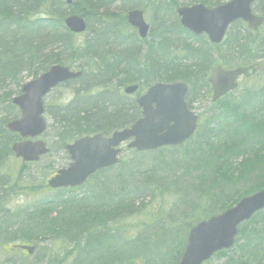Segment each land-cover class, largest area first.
I'll return each instance as SVG.
<instances>
[{"label": "trees", "instance_id": "trees-1", "mask_svg": "<svg viewBox=\"0 0 264 264\" xmlns=\"http://www.w3.org/2000/svg\"><path fill=\"white\" fill-rule=\"evenodd\" d=\"M102 1L106 2L105 0ZM139 1L143 2V0ZM195 1L196 0L187 1L184 4H193ZM29 2L35 3L36 1L24 0L16 3L12 0H0V86L8 83L10 85H17L23 74L35 78L48 66L55 64L64 65L67 63L66 60H73L75 56L79 55L85 49L89 50L98 47L97 42H93L91 47L86 48L84 44H81L79 41L71 40L68 37V33L64 29L62 21L65 17V10L61 8V4L59 5L58 0L46 1L44 9L47 12H44L45 15H43V17L51 19V23L43 25L25 19L22 9L26 7ZM75 2L77 1L75 0ZM99 2L81 0V2L78 3L80 5L79 7L85 11L83 12L86 20H91L86 16V12L95 8L97 9L98 4L96 3ZM132 3L133 0L130 1V4ZM260 3L263 4L262 9H259ZM2 4L6 7L2 6ZM78 4H76L77 7ZM160 10V7H154L155 12ZM254 10L264 17V0H258ZM171 13L173 12H168L167 14L169 15ZM164 16L165 13L161 12L151 14L150 18L152 26L158 24L162 27L163 31H166V36L169 38L168 45L165 44V46L164 43H146L145 45L144 42L137 39H133L131 42L135 47V56L141 51H146L145 61L143 63H137L134 56L125 59L126 55L121 51L111 54L101 60L99 63L100 70L102 65H104V67L107 65L109 68L117 64L124 70L133 71L132 75L128 73L123 75V77L128 78L126 81H117L119 75L123 74L121 73L122 71H120L117 76H112L113 82L117 81V84L112 87L113 90L120 92L121 87L124 85H137L139 90H144L154 82L182 81L190 83L192 85L191 88L199 86L197 92L189 95L192 98L193 96H197L198 92H209L206 84V76L208 75L207 71L211 68V66H209L211 63H209V67L206 70L205 66H207L209 61L207 60V55L204 50L200 48H190L187 50V53L191 57V60H187L188 62L177 66H173V63L177 64L176 61L167 64L162 60L163 54L177 41L176 35L180 32L177 23H173L170 27L167 18L165 20L161 18ZM31 23L32 26L30 27L29 24ZM89 25L93 27L92 22H90ZM242 25L243 24L239 22L234 23L229 32L230 34L226 35V39H228V42L238 46L237 48L245 46L247 43L257 44L258 47L254 49L251 54L253 53L254 56L259 53L260 59H262V57H264V25L260 30L255 32L246 31ZM100 27L101 26H99V30L103 32L102 34H106V30ZM58 39L62 41L61 44L57 43ZM16 45H19L21 49L19 53H12V47ZM55 45H60L59 49L56 50L57 52L54 53L50 51L43 57L38 54L40 50H46V46L53 48ZM171 55L173 54H168L166 58ZM235 55H238V53ZM253 56L245 59L239 57L242 59V63L237 67H244L245 70L248 71V62H257L256 60L259 58L254 59ZM213 67L214 66H212V68ZM99 69L95 70V75H89L96 77L100 72ZM86 77L87 75L84 78ZM4 98L9 102L10 96L4 95ZM227 103L229 107L235 109L236 119L233 122V126L224 125L220 113L213 112L209 115V118L203 122V125L199 126L198 131L188 143L174 149L175 151L178 150L184 157L183 160L187 159L189 163L194 160H196V163L201 160L211 161L216 164L215 166L221 169L218 175H215L212 170H206L202 173L204 176L199 180L206 181L208 179H217V183L206 182L209 188L203 187L202 190L204 194L207 195L204 201L212 202L214 207L212 210L213 212H223L241 198L249 196L264 187V171L261 170V180L254 181L251 187L244 185L241 188L240 185L243 184L242 182H245L250 176V171L247 166L243 167V163H236V158L239 155L243 156L252 150L254 151L253 153H255L254 160L258 161V157L260 156L258 152L260 150L256 149V147L260 141H263L262 134V138L256 140L249 139L242 133L248 128L254 127L256 129L258 127L256 126L257 122H255L254 108L264 105V94L258 91H246L239 97L238 102H234L233 100ZM56 113L54 118L58 125V132H65L67 135L71 136L66 130L60 129V125H64L67 129H71L76 133L86 128L84 125V122H86L84 117H79L69 111L66 112V109L63 111H56ZM135 119V109L125 110L123 112L120 110L115 118L100 116V118L95 120V126L101 132L110 134L117 129L128 126ZM91 120L94 121V118H91ZM213 126L214 128L216 127L217 130H215ZM88 133H92V131H88ZM13 138L14 137L7 139L9 141L5 140L0 129V156L2 154L4 156L8 155V146ZM237 140L240 141L237 142ZM189 145L191 146L188 148ZM63 148L64 147H61L62 151L64 150ZM162 164L166 169H169L164 163ZM157 165L160 166L159 161ZM155 168L156 165H153L147 171H142L141 166H137L136 169L129 172H138L141 177L144 178L143 182L137 183L133 188L135 191L147 190L153 193V186L149 184V181L154 178L153 172H155ZM0 178L2 177L0 176ZM125 180H129V176ZM132 194L133 192H129L125 194V196L124 193L122 194L123 205H115V202L107 205L105 202L106 197L108 198L109 195L106 192L104 193V191L100 192V195L97 196L95 199L96 202L90 203L89 205H80L81 201L76 200V198L73 199L72 205H52V208L49 207L50 205L39 203V205H35L34 209L25 212L27 222L22 220L18 222L19 217L16 216H19V213H15L16 216L12 218L6 211H4V216L0 221L14 222V226H18L19 228L17 234H21L22 238L29 241L37 236L49 237L62 235H67L66 237L70 236L69 240L71 241L72 234L75 232H82L85 234L87 240L82 244L76 243L71 246V249H73L75 253L71 260L72 264H112L114 261L116 264H119L121 260L120 255L130 256L135 250L131 244L134 239L125 238L121 234L117 235V229H110L109 227L108 229H104V226H107V222L116 224L113 220H117L120 217L125 218L126 215L129 214L125 213L126 211L135 209L134 205H130V202H136L137 193H135V196H132ZM57 208H60V212L54 213ZM86 209L88 210L87 216L84 214V210ZM75 211L80 213L74 215L72 212ZM53 213L54 216H52ZM209 216H211V214H206V217ZM75 225H77V227ZM260 225H264V211L256 214L248 223L239 227L237 237L241 236L242 238H236L233 247L234 251L236 250L238 253V258L234 256L235 254L229 256L228 252H220L214 258L224 259L222 264H259L261 258L264 259V235L256 231V228ZM1 227H3V224H0V232ZM39 230L42 231L41 234H37L40 233ZM101 231L103 233H100ZM139 239L141 242L146 240L143 234ZM8 240L9 238L7 241ZM142 245H144V243ZM91 248H94L93 250H100V252L104 254L108 253L109 255L108 257L104 255L103 258H99L95 254L96 258L92 257L93 252H90ZM243 254H246V256L243 257ZM8 257L9 260L12 259L11 255ZM146 257L145 254H140L139 251L133 255L134 261L141 258L146 261ZM241 258L245 260V262L239 260ZM133 259H131V261ZM148 261H150V257H148ZM62 262L61 260L55 261L54 264H62ZM206 264L211 263L208 262Z\"/></svg>", "mask_w": 264, "mask_h": 264}, {"label": "bare ground", "instance_id": "bare-ground-1", "mask_svg": "<svg viewBox=\"0 0 264 264\" xmlns=\"http://www.w3.org/2000/svg\"><path fill=\"white\" fill-rule=\"evenodd\" d=\"M16 3L22 2L24 0H12ZM36 2H29L26 7L22 9L23 15L25 19L31 20L33 22H37L40 25L51 23V19H48L46 17H43L45 15L44 12V5L46 1L49 0H35ZM69 1V2H68ZM58 0L59 5L63 10H65V17L63 18V27L68 33V37L71 40L79 41L81 44H84V47L89 48L93 44V42H97V48H91L89 50L85 49L83 52H81L79 55L75 56L73 60H66L67 63L64 65L55 64L48 66L45 70L41 71L35 78L28 77L24 75V78L27 80L24 84H20L18 82V86L16 91H11L5 95L10 96L9 102L6 101L4 98V95L0 97V106L2 103L6 104L8 107L2 109L0 107V111H4L5 114L8 116L6 120H4L1 129V132L4 135L5 140L10 139L11 137H16L19 141V143L28 144V146H41L44 147V150L46 151L44 154H41L38 156V161L48 155L49 149L47 148L46 144L43 143L39 138L45 134L49 129H52V132L54 133V137L56 138V144L59 145V148L64 147L65 150L68 146H72L75 144H82L81 147H92V151L94 154L98 157L105 158L109 157L112 154H114V159L117 161L116 167H122L124 166L119 172H116L115 174V184H121L122 186H117L118 188L113 189L112 195H109L108 201L105 203L107 205H110L111 203L115 202V205H123L122 200V194L126 193V180L124 179V176L128 174V172H131L132 170L136 169L137 166H142L145 159L152 157L153 155L158 158L162 163H164L171 171H173L174 174L181 176L183 179H191L190 183V191H185V193L182 195V200L186 204L192 200H196L194 203L196 205H199L201 203V198H205V194L202 191L203 186L206 184V182L209 183H217V179H208L206 181H199L202 175V173L206 170H212L215 175L220 174L221 169L215 166L216 164L211 161H205L201 160L196 163V160L191 161L190 163L188 160H183L184 157L179 153V151H175L172 146H160L157 143H151L142 141V140H136V139H128L126 141H113L110 144L105 146L103 144L104 140L109 139L110 136H112L114 133H122L125 130H129V128L133 125H135L139 119L145 118V113L147 110L152 109L155 107V99L153 97H147L148 90L157 84H161L163 87H170L172 85L174 86H183L186 89V94L184 96V103L187 106V110L193 114L194 117H197L196 126H199V116L194 113V111L191 108V99L192 97L189 96L193 94L194 92L198 91V88L192 87L191 84L188 82H182V81H169V82H154L151 84L148 88L139 90L137 85H124L121 87L120 92L113 90L112 87H114L117 84V81H126L128 78L123 77L125 73H128L130 75L133 74V71L130 70H124L121 67H119L117 64L111 66L108 68L104 67V65L100 68V62L102 59L108 57L111 54L118 53V51L125 53V59H129L131 57L136 58L137 63H143L145 61V54L146 51H141L137 56L134 54V45L131 43L133 39H137L139 41H142L144 43H164V45H168L169 38L166 36V31H163L162 27L158 24H155L152 26L151 22V15L147 16V8L149 9L150 14L155 13H165V18L161 17L162 19H166L168 21L169 26L173 23H177V25L180 28V32L176 35V42L163 54L162 60L165 61V63L169 64L170 62L176 61L177 64L173 63V66H177L180 64H184L185 62H188L187 60H191V57L188 55L187 50L190 48H200L205 51L206 55H211L213 51H224L227 54L231 55V58L235 56L236 53H238L237 56L245 59L253 56V53L251 52L258 47L257 44H251L247 43L245 46H241L240 48H237L235 44L228 42V39H226V35L230 34L232 25L234 23H241L243 24V28L248 32H255L261 29L264 25V17L256 12L254 10L255 5L257 4L258 0H253L252 3L249 5V12L251 16H254L256 18H260L262 20V24L257 27L256 29H250L246 23H243L240 20L234 21L230 24H227L225 28L224 35L222 37V40L219 42H213L207 32L203 30V28H207V26L211 23H213V20H210L208 17L210 13L216 11L217 9L228 6L231 4L233 0H196L193 4H181L179 3V0H143V2H140L139 0H133V3L130 4V1L132 0H105L101 1L97 6V9H93L91 11H87V17L91 20L88 21L86 18H84V9L80 8L79 4L81 0ZM97 1V0H92ZM78 4V7L76 6ZM150 5V6H149ZM169 5V7H167ZM2 6H4L2 4ZM1 7V6H0ZM6 7V6H4ZM111 7L116 8V12L111 11ZM129 7V8H127ZM154 7H160V11L155 12ZM196 7H201L203 10L202 16L200 19V26L202 25V30L198 32L197 30L193 28H189L181 23L180 17L177 15V10H188L193 9ZM263 8V4H259V9ZM99 9V11H98ZM145 13H144V11ZM84 11V12H83ZM168 12H173L171 14H167ZM71 18H75L76 22L80 24V30L79 31H71L66 25L65 22ZM98 21L101 24H94V22ZM150 22L149 23L147 22ZM90 22H92V25H89ZM56 23V22H55ZM205 23V25H203ZM29 26H32V23L29 24ZM100 28H104L106 30V34H102L103 32L99 30ZM59 35V33H58ZM62 38V37H61ZM25 41V40H24ZM156 41V42H154ZM61 40L58 39L57 43L61 44ZM165 45V46H166ZM20 46L16 45L12 47V53H19ZM53 48H50L49 46H46V50H40L39 55L43 57L46 56ZM195 50V49H194ZM57 52V51H55ZM54 52V53H55ZM41 53V54H40ZM173 54L166 58L168 54ZM264 55V54H263ZM259 57V58H258ZM194 58V57H193ZM254 59H257V62L264 61V57L260 59V54H255L253 56ZM195 59V58H194ZM87 60V61H86ZM124 60V59H123ZM208 60V58H207ZM195 61V60H194ZM124 62V61H122ZM144 65V64H143ZM135 66V65H134ZM142 66V65H141ZM60 68L61 71H66L67 75L69 76L65 80L62 81H54L53 85L47 88V94L48 96L51 93H54L56 89L65 88L69 92L67 97L65 99L60 98L57 101V104H54L53 106L42 104V113L39 115L40 120L43 122L44 130L42 132H38L36 128H33L29 135L27 133H22V136H24V139H20L19 136H21V133L18 131L14 132L11 131L7 126L17 122L19 123L22 119L21 110L20 108L13 103V100H16L23 96V89L30 83L38 80L42 76H47L49 78L56 77L55 73H50L52 68ZM108 68V70H107ZM224 72L233 71L240 68H232L229 70H225L222 67H219ZM99 69L100 72L97 74L96 77H92L89 74L95 75V70ZM122 69V70H121ZM243 70V69H242ZM122 71L118 80L116 82H113L112 76L118 75L119 72ZM246 73L243 70V74L238 77L237 87L239 86V80L245 75ZM87 75L86 78H84ZM22 76L20 77L19 81L21 80ZM193 80V79H192ZM9 84V83H8ZM10 85V84H9ZM13 86V85H12ZM129 88H136V90L133 93H126L125 91ZM235 90V91H236ZM248 91V90H246ZM246 91H242L241 95L245 93ZM259 93L264 94V88L258 90ZM213 90L210 89L209 97L211 99ZM240 95V96H241ZM189 96V98H186ZM239 96V97H240ZM197 96H193V99H195ZM225 98L222 97L217 103V109L211 106L209 110L210 113L216 112L220 113V116L222 118V122L226 126H233V122L236 119V113L234 112L235 109L232 107H229L228 103L225 102ZM223 100V101H222ZM239 100V98H238ZM237 100V102H238ZM222 101V103H219ZM66 109V112H72L76 114L79 117H84L86 122H84V125L86 128L84 130L81 129L78 133L75 131H72L71 129H67L66 126L60 125L59 128L66 130L68 133L71 134V136L67 135L65 132H58V125L55 120L56 111H63ZM136 111V119L132 121L128 126L117 129L113 131L112 133H104L101 132L96 126H95V120L100 118V116L105 117H116L118 112L121 110L122 112L125 110H133ZM12 112V114L10 113ZM46 115L49 117L51 124H49V120H47ZM162 116V112H159L155 110L150 114V117L152 120L159 119ZM254 116L256 118L258 126L256 129L254 127L246 129L242 134L246 136L249 139H256L259 140L264 136V129L262 131V136L259 133L260 127L264 126V105L261 107L254 108ZM91 118H94V121L91 120ZM119 120V119H118ZM116 120V121H118ZM16 128L19 130V124L16 125ZM214 128V126H213ZM217 130V128H214ZM88 131H92V133H88ZM109 134V135H108ZM32 135V136H30ZM194 137L192 135L188 140L187 143ZM9 141V140H7ZM92 141V142H91ZM240 140H237L239 142ZM91 142V144H89ZM128 145H134L137 146L140 151L136 150L135 147H129ZM191 145L188 146V148ZM107 148V149H106ZM106 149V150H104ZM31 149H28L30 151ZM27 151V148H26ZM123 154H129L128 157L135 156L134 160L131 162H128L126 164V161L122 160L121 155ZM64 161L66 164H62L60 167L54 170V174L46 181V186L49 188V182L56 178L59 174V172L64 171L66 175H72L71 172H68L69 169H73L78 167V170H82L84 174H86L88 177H86L84 180H80V183L72 186V187H59L57 188V191L55 193L47 198L42 199L39 203L44 205H72L73 199H78V201H81L80 205H86L90 203L96 202L93 197H91V191H82L81 193H77L76 195L72 194V192L78 191L82 187H86L90 180H97L102 175L110 169H113V167H107L102 168L99 167L101 164L100 158H94L90 160L88 163H86L84 166L80 167L79 164L74 161L70 160V157L67 153V151L64 153ZM262 155L264 156V150H262ZM121 157V158H120ZM126 157L125 160L128 158ZM17 160L22 165H30L37 163L36 162H23L21 158H17ZM201 175V176H200ZM124 182V184H122ZM262 190H264V187L260 189L259 191L255 192L259 193ZM99 193L96 195V198L98 195H100V192L102 190L98 189ZM151 192L147 191H138L137 197L138 200H152ZM104 197V198H105ZM95 198V199H96ZM121 198V199H120ZM111 199L113 202H111ZM115 199V201H114ZM136 200V201H138ZM135 202H130V205H134ZM12 218L15 217L14 213H10L9 211H6ZM74 215H78L80 212H72ZM85 216L88 215V210H84ZM127 216H131L127 214ZM54 219V218H53ZM55 221V220H54ZM14 229L11 230V233H9L6 229L4 230V226L1 227V238H0V250H4V244L9 238V240H17L18 238V226H14ZM41 234L42 231L39 230ZM0 232V233H1ZM131 237V236H129ZM128 237V238H129ZM132 239L140 238L142 237L141 233L133 234ZM149 237L150 240H149ZM170 237V233L166 232V234H162L161 232L157 231L155 236H152V233L149 234V236H144L146 240H144V245H142L140 248H137L136 246L132 247L135 248L133 253L129 257L130 262H126L124 264H132L136 263L138 264L137 260L134 261L133 255L134 253H137L139 251L140 254H145L148 257H154L155 253L159 251L160 245L163 244L164 239L166 238V241ZM69 237H66L65 239L68 245H75L76 243L82 244L83 242H86L87 238L85 234L82 232H75L71 235V241L69 240ZM14 243V242H12ZM132 244V242H131ZM19 247H27L26 245H19ZM29 248V247H28ZM30 248L35 249V246H30ZM29 248V249H30ZM94 248H91L90 252H93L92 257H95V254L99 258L104 257V253H101L100 250H93ZM9 255L12 256V258H15V261H23L25 257L31 256L33 253L28 254L22 250H17L13 247L9 249ZM96 258V257H95ZM131 259H133L131 261ZM132 262V263H131ZM123 264V261L122 263Z\"/></svg>", "mask_w": 264, "mask_h": 264}, {"label": "rangeland", "instance_id": "rangeland-1", "mask_svg": "<svg viewBox=\"0 0 264 264\" xmlns=\"http://www.w3.org/2000/svg\"><path fill=\"white\" fill-rule=\"evenodd\" d=\"M97 1L99 2L102 0ZM187 1L191 0H179V3L184 4ZM167 7H169V5ZM115 9L116 8L111 7V11L116 12ZM146 14L147 16L151 15L148 8ZM96 23L101 24L95 20L94 24ZM147 23L150 25L149 21ZM144 44L146 45V43ZM59 46L60 45H55L51 50L56 51L59 49ZM207 58L209 62L207 63V66H205L206 70L209 66H211V68L207 71V74H209L212 66H221L223 69L229 70L242 63V59L239 58V56L235 55L231 58V55L224 51H213L212 56L207 55ZM209 63H211V65H209ZM247 69L248 71L245 72L246 74L239 80L238 89L234 93L230 94V96L226 97L224 99L225 102H231L233 100L234 102H237L242 91L248 90L251 92H257L258 90L264 88V61H260L259 63L248 62ZM24 75L25 74L22 75V78L19 81L20 84H24L27 80L24 78ZM206 77H208V75ZM17 87L18 86H12L9 84L0 86V97L10 91L11 93L13 91L15 92ZM198 87L199 86H196V88ZM68 93L69 92L65 88L56 89L54 93H51L46 97L45 105L53 106L54 104H57L58 99H65ZM205 94V91H202V93L198 94V97L191 99V108L194 113L199 116V125L201 126L203 125V122L209 118V110L211 106H213V109H217L218 104H210V97L208 94L205 96ZM222 101L219 103H222ZM0 107L4 109L8 106L2 103ZM10 113L12 114V112ZM7 118L8 116L5 112L0 111V128L2 127L1 124ZM46 118L49 120V124L52 125L47 115ZM259 127V133L262 134L263 126ZM39 139L46 144L49 149V153L48 155L42 157L37 163L22 165L9 153V156H4L3 154L0 156V176L2 177L0 178V219L4 216V211H9L10 213H14L15 216V213H19V216H16L19 217L18 222L21 220L27 222L25 212L34 209L35 205H39V202L42 199L50 197L55 193V191L47 188L46 181L54 174L55 169L61 168L60 166L62 164H66L64 161L65 155L59 148V145L56 144V138L54 137L52 129H49ZM256 149L260 150L258 152L260 155L258 157V161L254 160L255 153H253V150L248 154L243 156L239 155L236 158V163H243V167L247 166L250 171V176L245 180V182H242L243 184L240 185L241 188L244 185L251 187L254 181L262 179L261 170L264 171V156L262 155V150H264V136L263 141H260ZM128 156L129 154L121 155L122 160L124 159L123 161H126V164L133 161L135 157L132 155L130 157ZM126 157L128 158L125 160ZM158 161L160 166L157 165ZM153 165H156L155 172H153L154 178L149 181V184L153 186V193L151 194L153 199L145 201L140 199L138 200L137 197L136 200L138 201L134 204L135 209L125 212L129 213L131 216L126 215L125 218L120 217L117 220H113L116 224L107 222V226H104V229H108V227L110 229H117V235L121 234L125 238L131 236L129 237L131 240H133V234L141 232L143 236H149V234L152 233L153 237L157 231L161 232L163 235L166 234V232H169L170 237L167 241L166 238L164 239L163 244L160 245L161 247L159 251L154 252V257L150 256V261H148L147 256L145 258L146 261L141 258L138 259L137 262L138 264H176L181 255L180 253L184 248L189 228L196 222L208 218L206 217V214L209 213L213 216L221 212L217 210H215L217 212H213L212 210L214 207L212 202H205L204 198H201V203L199 205L194 203L196 201L195 199L185 204L182 200V195L185 191H190L191 179H183L181 176L174 174L170 169H166V167L154 155L145 159L141 169L142 171H147ZM121 169V167L110 169V171L104 173L99 179L90 180L86 187H82L78 191L72 192V194L76 195L82 191L90 190V195L94 200L96 195L99 193L98 189L104 191V193L106 192L108 195L112 194L110 191L112 192L113 189L115 190V188H118L117 186H122L121 184H115V174ZM128 176L129 180H126L127 185L124 191L126 192L124 193V196L129 192H133L132 196H135V193H138V191H135L133 188L137 183L143 182L144 178H142L138 172H128V174L124 176V179H127ZM205 185L206 186H203L204 188H209L207 183ZM205 196L207 197V195ZM106 201H108V199H106ZM111 202H113L112 199ZM49 207L52 208L53 206L50 205ZM57 212H60V208L55 209L54 213ZM54 213L52 216H54ZM0 224H3L4 230L6 229L9 233H11V230L14 229L13 227L15 225L14 222H6L4 220H1ZM75 226L77 227V225ZM256 229V231H259L264 235V225H260ZM100 233L103 232L101 231ZM18 235L17 240H8L4 244V250H0V264H54L55 261L60 260L63 261L62 264H72L71 260L75 253L73 252V249H71V245H68L66 242L67 239L65 238L67 235L49 237L37 236L30 241L22 238L21 234ZM150 238L151 237H149V240ZM239 238L242 237H237V239ZM143 243L144 241L141 242L139 238L132 241L133 247L136 246L137 248H140ZM14 244L26 246L33 245L35 246V250L31 256L25 257V259L21 262L15 261V258L9 260V249L12 247L11 245ZM104 255L105 257H108L109 254L105 253ZM228 255H234L238 258V253L236 250L234 251V249L228 251ZM245 256L246 254H243V257ZM120 257L121 260L119 261V264L122 263V260L123 264L130 262L129 257L122 255H120ZM242 258L239 260L245 262ZM223 262L224 259H215L214 257L210 261L211 264H222ZM113 263L116 264L115 261ZM259 264H264L263 258H261Z\"/></svg>", "mask_w": 264, "mask_h": 264}, {"label": "water", "instance_id": "water-1", "mask_svg": "<svg viewBox=\"0 0 264 264\" xmlns=\"http://www.w3.org/2000/svg\"><path fill=\"white\" fill-rule=\"evenodd\" d=\"M252 1L233 0L228 6L221 7L210 13L208 18L213 20V23L209 24L207 28H203V30L207 32L213 42H219L222 40L227 24L234 21L240 20L246 23L250 29H256L262 24V20L250 15L249 5ZM176 12L182 20V24L198 32L202 30L200 19H202L203 10L201 7L188 10L178 9ZM65 25L73 32L79 31L81 28L75 18L67 20ZM50 73H55L56 77L42 76L23 89L22 97L13 100V103L21 110L22 119L19 123L14 122L7 127L11 131H19L21 133L20 137L23 139L25 137L22 136V133L29 135L33 128H36L39 133L44 130L43 122L39 118L42 113V98L47 94V88L52 86L54 81L59 82L69 77L65 70L61 71L57 67L52 68ZM242 74V69L224 72L220 68H215L207 79V83L213 90L211 102L214 103L233 91L236 88L235 81ZM135 90L136 88H129L125 92L133 93ZM185 94L186 89L183 86L176 87L172 85L163 87L161 84L152 86L148 90L147 97H153L156 100L155 107L147 110L145 118L139 119L129 130H125L122 133H114L109 139L104 140L102 146L108 145L113 141L120 142L128 139L142 140L151 143V145L157 143L160 146H177L184 143L194 133L197 121V117H194L187 110V106L184 103ZM155 110L162 112V116L159 119L152 120L150 114ZM17 124H19V130L16 128ZM81 145L75 144L66 148L70 160L76 161L80 167L94 158L101 159L100 169L116 165L117 161L114 159V154L101 158L94 154L92 147L83 148ZM128 146L135 147L136 150L140 151L137 146ZM28 149L31 150L28 151ZM11 151L14 153L15 158H21L23 162H36L38 161V156L46 152L44 147L28 146L26 142L13 145ZM77 168L68 170L71 173L73 171L72 175H66L64 171L59 172L58 176L49 182V186L57 189L79 184L80 180L82 181L88 176ZM263 209L264 190L242 199L231 210L198 223L188 232L186 246L178 264H204L216 253L230 249L237 234V227ZM18 248L28 254L33 252L32 248Z\"/></svg>", "mask_w": 264, "mask_h": 264}]
</instances>
